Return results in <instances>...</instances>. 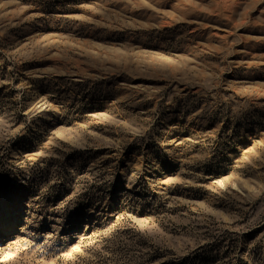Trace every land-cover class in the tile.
Instances as JSON below:
<instances>
[{
  "label": "rangeland",
  "instance_id": "1",
  "mask_svg": "<svg viewBox=\"0 0 264 264\" xmlns=\"http://www.w3.org/2000/svg\"><path fill=\"white\" fill-rule=\"evenodd\" d=\"M13 218L0 264H264V0H0Z\"/></svg>",
  "mask_w": 264,
  "mask_h": 264
},
{
  "label": "bare ground",
  "instance_id": "2",
  "mask_svg": "<svg viewBox=\"0 0 264 264\" xmlns=\"http://www.w3.org/2000/svg\"><path fill=\"white\" fill-rule=\"evenodd\" d=\"M16 225V218L12 220H6L3 224H0V234L8 233Z\"/></svg>",
  "mask_w": 264,
  "mask_h": 264
}]
</instances>
